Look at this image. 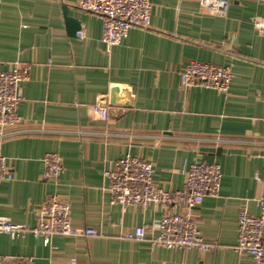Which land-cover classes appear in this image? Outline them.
<instances>
[{
	"label": "crops",
	"instance_id": "0c3cea01",
	"mask_svg": "<svg viewBox=\"0 0 264 264\" xmlns=\"http://www.w3.org/2000/svg\"><path fill=\"white\" fill-rule=\"evenodd\" d=\"M77 1L0 0V71L29 67L22 123L0 138V155L15 174L0 184V216L35 227V210L57 193L71 202L74 226L101 234L52 235L47 245L31 232L0 233V257L30 256L34 264H254L235 247L240 211L259 215L264 196V0H232L225 15L203 10L200 0H151L150 27L131 28L110 48L103 20ZM65 7L85 27L82 38L71 32ZM191 61L231 67L229 91L183 88L180 74ZM114 85L132 90L130 107L109 106ZM97 102L111 109L106 121L92 114ZM47 153L63 162L56 182L42 179ZM126 154L151 161L156 185L172 192L184 187L185 164L220 165L219 196H206L194 214L214 250L153 245L164 211L112 203L104 171ZM142 226L145 238L124 237Z\"/></svg>",
	"mask_w": 264,
	"mask_h": 264
},
{
	"label": "built area",
	"instance_id": "2783aa9c",
	"mask_svg": "<svg viewBox=\"0 0 264 264\" xmlns=\"http://www.w3.org/2000/svg\"><path fill=\"white\" fill-rule=\"evenodd\" d=\"M232 0H200L203 10L216 15H225ZM75 6L97 15L103 20V42L107 48L116 46L127 37L133 27L148 28L151 25L153 4L151 0H78ZM85 27L77 32L82 38ZM183 88L206 86L221 93L229 91L233 72L231 67L211 63L191 61L181 72ZM29 77V67L15 63L11 69L0 71V138L16 131L22 123L18 108L23 100L21 84ZM97 120L109 118V107L100 102L91 107ZM264 159V157H263ZM64 172L62 159L55 153H47L43 158L42 179L46 182L58 181ZM184 187L176 192L164 190L154 182L155 166L141 157L126 154L104 171L110 186L112 203L123 210L130 206L147 208L151 205L161 208L164 214L158 224V233L152 236V244L169 249L195 248L202 252L215 249L217 243L205 240L194 214L206 196H219L222 180L221 167L217 163L195 161L185 164L182 171ZM264 173V167H263ZM15 174L7 159L0 155V184L13 180ZM260 180L259 174L255 175ZM1 195V193H0ZM261 212L251 215L241 210L238 216V240L236 250L253 258L254 264H264V196L260 197ZM177 207L181 211L176 212ZM35 227L16 224L8 217L0 216V233L19 237L27 232L44 237L49 244L52 235L99 236L98 229L74 226L71 216V202L57 193L46 196L35 210ZM147 235L145 226L137 227L124 235L127 239H143ZM0 264H34L30 256L2 255ZM71 264H76L72 259Z\"/></svg>",
	"mask_w": 264,
	"mask_h": 264
},
{
	"label": "water",
	"instance_id": "95a60500",
	"mask_svg": "<svg viewBox=\"0 0 264 264\" xmlns=\"http://www.w3.org/2000/svg\"><path fill=\"white\" fill-rule=\"evenodd\" d=\"M64 14L71 32L76 34L81 29V22L69 15V9L67 7L64 8ZM132 96V90L130 88L114 85L110 91L109 106L121 108L130 107L132 105ZM110 112L111 109L109 110V114Z\"/></svg>",
	"mask_w": 264,
	"mask_h": 264
}]
</instances>
